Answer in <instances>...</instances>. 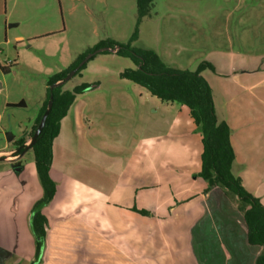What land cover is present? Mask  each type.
Returning a JSON list of instances; mask_svg holds the SVG:
<instances>
[{"label":"rangeland","instance_id":"obj_1","mask_svg":"<svg viewBox=\"0 0 264 264\" xmlns=\"http://www.w3.org/2000/svg\"><path fill=\"white\" fill-rule=\"evenodd\" d=\"M138 1L0 0V149L17 150L23 135L31 137L51 78L98 43L113 40L153 51L172 69L205 67L202 76L212 88L216 114L232 126L235 161L238 156L244 163L252 194L253 176H264V150L255 148L264 149V84L253 87L264 78V0H153L143 18ZM135 68L129 57L100 53L62 90L88 86L82 99L92 128L85 135L117 158L130 156L127 172L136 191L152 192L156 176L141 161L140 150L169 139L157 125L161 101L121 76ZM33 157L32 150L26 154ZM37 182L36 195L43 190ZM137 201L135 196L131 209L142 211ZM142 232L148 238L142 247L150 255L155 243L160 247L159 231L148 223Z\"/></svg>","mask_w":264,"mask_h":264},{"label":"crops","instance_id":"obj_2","mask_svg":"<svg viewBox=\"0 0 264 264\" xmlns=\"http://www.w3.org/2000/svg\"><path fill=\"white\" fill-rule=\"evenodd\" d=\"M262 84L264 78L253 87ZM82 97L77 95L53 142L50 175L57 192L43 209L48 225L42 264H255L262 248L249 243L235 201L220 188L205 193L206 182L196 177L203 144L186 107L160 100L157 125L169 140L140 150L156 178L152 192L138 193L127 172L130 156L117 158L114 150L97 147L85 135L92 126ZM29 151L19 156L15 148L0 149V157H7L0 161V264L29 263L35 256L31 210L43 190L36 195L38 175L34 157L26 158ZM243 165L237 156L234 173L248 188ZM253 177L252 194L264 205V176ZM135 196V207L152 216L131 209ZM148 223L161 240L150 255L142 247Z\"/></svg>","mask_w":264,"mask_h":264},{"label":"trees","instance_id":"obj_3","mask_svg":"<svg viewBox=\"0 0 264 264\" xmlns=\"http://www.w3.org/2000/svg\"><path fill=\"white\" fill-rule=\"evenodd\" d=\"M152 1H138L141 18L147 15L149 4ZM116 46L119 50L115 54L131 58L136 66L135 69L125 70L121 75L122 78L146 88L164 103H177L189 110L203 144L202 167L196 177L206 182L205 193L220 188L235 201L243 214L249 243L262 248L255 264H264V205L259 198L246 190L242 178L234 173L235 152L231 143L232 130L225 121L219 120L216 114L212 88L202 76V70L205 67L201 65L196 71L172 69L153 51L133 49L129 44H119L113 40L98 43L82 54L68 70L54 76L48 83L46 99L31 133L32 137L47 109L50 96L53 95V107L46 125L38 141L31 148L34 153L37 175L43 188L42 198L34 204L31 210V229L36 243L35 259L31 264H42L48 225L43 209L53 201L57 192V184L50 175L53 162V142L60 133L61 121L66 117L77 95L88 89L87 85H81L72 91H63L60 86L51 91L50 86L64 79L77 68L87 54L99 48ZM86 66L87 64L76 74H79ZM207 66L215 71L211 64ZM23 105L22 102L15 106ZM26 143L27 139L24 136L16 142L18 147H23L19 153L23 151ZM141 213L148 215L144 211Z\"/></svg>","mask_w":264,"mask_h":264},{"label":"water","instance_id":"obj_4","mask_svg":"<svg viewBox=\"0 0 264 264\" xmlns=\"http://www.w3.org/2000/svg\"><path fill=\"white\" fill-rule=\"evenodd\" d=\"M118 50H119V47H117V46L114 48L103 47V48L97 49L94 52L87 54V56L80 62V64L78 65L77 68L72 70L64 79H62V80L54 83L53 85H51V87H50L51 91H53L57 87L64 85L66 82L71 80L76 75L77 71H79L85 64H87L97 54L104 53V52L116 53ZM53 99H54V97H53V95H51L50 100L48 102L47 109L44 112V114L40 120V123L37 127V130L35 131L33 137L30 139L29 143L24 145V149L21 153H19V152L23 147H18V149L16 150V152H17V154H19V156H23L27 151L31 150L32 146L38 141V138L40 137V134L42 133V131L46 125L48 116L52 110ZM6 159H7V157H0V161H5Z\"/></svg>","mask_w":264,"mask_h":264},{"label":"flooded vegetation","instance_id":"obj_5","mask_svg":"<svg viewBox=\"0 0 264 264\" xmlns=\"http://www.w3.org/2000/svg\"><path fill=\"white\" fill-rule=\"evenodd\" d=\"M51 87V86H50ZM58 88V87H57ZM56 89V88H55ZM33 137V136H32ZM32 137H30V139L32 138Z\"/></svg>","mask_w":264,"mask_h":264}]
</instances>
